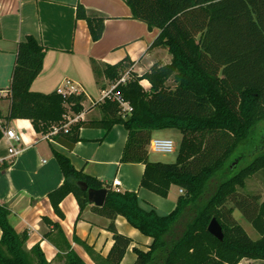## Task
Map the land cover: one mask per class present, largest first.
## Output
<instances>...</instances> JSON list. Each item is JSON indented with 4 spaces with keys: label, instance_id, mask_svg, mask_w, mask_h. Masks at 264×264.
Returning a JSON list of instances; mask_svg holds the SVG:
<instances>
[{
    "label": "trees",
    "instance_id": "obj_1",
    "mask_svg": "<svg viewBox=\"0 0 264 264\" xmlns=\"http://www.w3.org/2000/svg\"><path fill=\"white\" fill-rule=\"evenodd\" d=\"M133 18L160 33L151 47H163L172 55L169 63L155 62L142 75L131 70L126 84L119 85L133 112L124 118L119 104L105 98L100 118L76 120L63 128L70 113L84 110V92L44 93L31 86L43 69L47 51L34 35L18 43L10 84V108L1 118L30 119L35 130L73 149L81 140L82 127L109 132L123 124L128 138L122 163L145 164L141 186L163 197L173 185L183 189L176 207L160 214L144 207L135 191H117L111 185L77 169L71 159L53 150L64 175L62 185L49 193L55 213L63 218L61 202L74 194L80 214L91 204L88 190H108L103 205L92 210L108 219L114 244L106 257L95 254L99 264H120L132 238L120 233L115 219L121 215L142 234L152 238L149 250L134 247V264H239L242 259L264 260V200L239 188L245 177L264 170V0H125ZM77 18L85 19L93 41L103 36L105 17L77 6ZM97 79L111 82L132 67L128 58L101 69L92 60ZM147 79L151 86L141 84ZM172 81V84L169 81ZM261 124H263L261 126ZM6 124L1 120L0 140ZM171 129L182 134L174 162L153 161L148 145L154 130ZM243 153L251 157L239 168ZM238 209L260 237L253 239L234 216ZM11 209L0 204V264H53L37 244L27 250L26 232L18 233L9 221ZM216 218L223 228L219 239L208 230ZM59 228V223L44 217ZM61 256V255H59ZM62 264H86L70 246Z\"/></svg>",
    "mask_w": 264,
    "mask_h": 264
},
{
    "label": "crops",
    "instance_id": "obj_2",
    "mask_svg": "<svg viewBox=\"0 0 264 264\" xmlns=\"http://www.w3.org/2000/svg\"><path fill=\"white\" fill-rule=\"evenodd\" d=\"M79 4L88 12L105 17L103 36L99 40L93 41L87 21L77 18ZM159 33V28L149 29L147 23L133 18L125 0H0V89L10 87L18 43L32 34L48 49L43 69L31 89L49 93L69 79L86 96L84 110L69 116L79 115L77 120L100 118L103 91L112 82L105 76L97 79L92 60L103 69L107 64L128 58L133 62L131 69L142 75L155 62L165 64L172 60L166 48L151 47ZM141 84L145 89L151 86L147 79ZM10 103L9 96L0 97L3 116L8 114ZM1 120L6 128L15 129L21 135V141L16 143L19 153L11 156L9 142L5 138L0 140V204H7L11 209L8 218L15 230L27 233L25 248L31 250L38 244L49 262L64 263L61 256L70 246L86 264H99L83 243L75 241V236L103 257L114 244L113 234L108 229L110 219L95 213L92 203L79 217V203L70 193L60 204L64 217L55 213L49 193L62 185L64 175L53 150L67 155L77 169L105 184L111 185L114 178H119L120 190L137 192L144 207L153 206L163 215L175 209L181 194L178 186L173 185L169 195L163 197L141 186L145 164L121 162L128 138L123 124L114 125L109 132L103 128L82 127L81 140L73 149H68L37 132L30 119ZM171 131L154 130L152 135L168 137ZM175 189L177 194H174ZM46 216L58 222L59 228L45 222ZM234 216L239 219L236 212ZM115 225L120 233L132 238L120 264H134L137 258L134 247L147 251L152 238L121 215L115 219ZM1 236L0 228V239Z\"/></svg>",
    "mask_w": 264,
    "mask_h": 264
},
{
    "label": "built area",
    "instance_id": "obj_3",
    "mask_svg": "<svg viewBox=\"0 0 264 264\" xmlns=\"http://www.w3.org/2000/svg\"><path fill=\"white\" fill-rule=\"evenodd\" d=\"M131 68L127 69L125 72H123L121 74V76L115 80L114 82H112V84L110 85V87L106 90L103 91V96H102V101L105 98H111L112 100L116 101L120 108H121V114L124 118L130 116L133 112V107L130 104L129 101H127L123 94L117 90L119 85L122 84H126L130 77H131ZM58 92L66 95V94H71V93H80L82 92L81 90H79L78 88H76L73 84L72 81L67 79L65 81V84L61 87H59ZM11 91L10 89H0V97L3 96H10ZM67 121L66 123L63 124V128L65 130L68 129L69 125L76 121L79 118V115L71 117V116H67ZM0 124H1V120H0ZM59 130L58 127H55L53 129V131L49 134H45V137L47 139H53L52 135H54L55 133H57ZM3 138H5L8 142H9V153L11 156H15L19 153V149L16 145V143L21 141V135L12 128H3ZM178 150V143L172 139V138H168V137H158V136H153L149 142L148 145V151L150 152H154V153H160V154H168V153H175ZM120 185H121V181L119 178H114V180L112 181L111 186L117 190L120 191ZM181 193H184L183 189H180Z\"/></svg>",
    "mask_w": 264,
    "mask_h": 264
},
{
    "label": "rangeland",
    "instance_id": "obj_4",
    "mask_svg": "<svg viewBox=\"0 0 264 264\" xmlns=\"http://www.w3.org/2000/svg\"><path fill=\"white\" fill-rule=\"evenodd\" d=\"M169 83L172 84V81L170 80ZM264 124V123H263ZM261 124V126L263 125ZM168 138H172L174 139L178 145L179 142L182 138V134L178 131L172 130L171 133H169ZM150 157L151 160L154 161H163V162H174L176 160L177 157V152L175 153H168V154H160V153H154L150 151ZM251 157L247 156V154L243 153V158L241 159V162L239 164V168H242L244 166H246L247 164L250 163L251 161ZM246 180V184L244 187H240L239 190H241L244 193H257L261 195V198L264 199V170H261L259 172H257L254 175H250L245 177ZM181 189V188H180ZM178 191L177 189H175L174 194H177ZM237 214L238 216V220L239 222L242 224V226L245 228V230L247 231V233L253 238V239H257L260 237L259 233L254 229V227L252 226L251 223H249L240 213V211H234V214ZM253 259H248V258H244L241 261L243 262L242 264H264V260H256L255 261H250ZM240 264V263H239Z\"/></svg>",
    "mask_w": 264,
    "mask_h": 264
},
{
    "label": "water",
    "instance_id": "obj_5",
    "mask_svg": "<svg viewBox=\"0 0 264 264\" xmlns=\"http://www.w3.org/2000/svg\"><path fill=\"white\" fill-rule=\"evenodd\" d=\"M84 188L88 190V199L92 204L101 206L105 203L107 194H108V190L106 188H101V189L89 188L88 189L87 186H84ZM208 230L215 237L221 240L223 239L224 237L223 228L216 218H213L210 221Z\"/></svg>",
    "mask_w": 264,
    "mask_h": 264
}]
</instances>
